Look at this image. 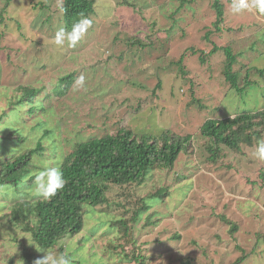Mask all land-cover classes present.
<instances>
[{"label": "rangeland", "instance_id": "374dc122", "mask_svg": "<svg viewBox=\"0 0 264 264\" xmlns=\"http://www.w3.org/2000/svg\"><path fill=\"white\" fill-rule=\"evenodd\" d=\"M63 1L0 0V115L23 94L16 91L21 85L39 88L35 100L42 105L31 115L21 108L24 119L19 108L8 109L0 121V155L42 139L47 150L35 156L34 174L58 166L77 142L121 126L192 135L195 152H182L173 169L154 170L141 183L112 185L106 203L87 208L81 232L39 253L70 256L69 264H140L136 257L180 264L185 255L197 264H235L242 255L238 264H264V161L255 156L264 131L253 146L226 149L224 163L207 159L200 134L207 118L264 110V74L257 70L264 68V14L254 0L238 14L232 0H222V30L212 0H96V12L87 17L91 27L75 47L54 43L66 30ZM228 44L242 91L226 80L224 51L211 52ZM73 70L74 84L59 97L61 77ZM15 120L28 134L16 145L6 139L16 136L8 130ZM164 186L166 201L149 196ZM9 188L0 186V264H19L21 242L36 245L9 216L12 202L27 195ZM28 189V197L37 198L34 187ZM146 203L152 208L141 210ZM122 220L131 233L115 224Z\"/></svg>", "mask_w": 264, "mask_h": 264}, {"label": "trees", "instance_id": "16d2710c", "mask_svg": "<svg viewBox=\"0 0 264 264\" xmlns=\"http://www.w3.org/2000/svg\"><path fill=\"white\" fill-rule=\"evenodd\" d=\"M193 2L195 0H184ZM96 0H64L61 10L66 30L82 18H87L96 12ZM211 7L215 9L217 20L216 28L222 30L220 24L226 20L225 3L222 0H212ZM211 32V30L208 32ZM208 35L206 37H208ZM139 40V39H137ZM135 42V41H134ZM145 45L141 40L135 42ZM226 55L225 76L232 88L242 91L244 88L238 85V71L234 70L237 61L232 46H216ZM180 59L179 63L182 62ZM263 75L264 68L257 69ZM77 71L73 70L60 81L63 86L55 89L59 97L65 96L76 80ZM161 80L157 88L161 85ZM22 90L23 94L17 100L10 101L8 109H20V118L24 119V109L28 114H34L42 105L35 100L40 91L33 85H21L16 91ZM22 105V106H20ZM203 106V105H201ZM8 109L0 115V121L7 117ZM18 117V118H19ZM15 120L8 128L10 136L7 137L13 143L25 142L28 134H24L22 128H17L19 123ZM264 131L263 111H242L234 117L214 118L205 120L200 128L202 143L209 152L207 159L211 162L222 161L226 157V149L240 152L241 146L246 144L253 146ZM24 150L16 151L13 155H0V186L11 187L18 194L27 195L15 200L11 204L10 218L15 225L30 236L36 245L34 247L21 242L22 249L18 255L19 264H34V261L43 256L38 248L50 249L58 244L62 237L75 235L81 232L85 226V212L89 206L97 207L107 202V193L112 185H126L141 183L151 177L154 170H171L174 168L179 155L182 152L194 153L195 146L192 135L182 136L172 130H161L158 133L136 132L130 126H121L115 132H106L99 136L77 142L72 151L67 153L58 165L66 180L65 187L50 200L42 198H30L28 188L35 187L33 170L35 156H42L46 152V146L40 139L33 147H24ZM14 152V150H12ZM10 154V153H9ZM264 178V171L261 173ZM178 180V179H177ZM157 188V187H156ZM162 201L170 195L169 186L157 188L150 194ZM152 205L143 204L141 210H148ZM140 211V210H139ZM138 211L135 212L137 214ZM225 218V217H223ZM132 221L137 217L131 216ZM230 222V220L226 219ZM126 226L124 235L131 229L127 220L116 221L115 224ZM231 223V222H230ZM237 229L233 224L232 231ZM122 232V230H120ZM179 236V235H178ZM120 240V238L118 237ZM116 247V246H114ZM242 255L235 264L244 260ZM70 259V256H66ZM140 264H146L144 258H135ZM191 255L180 258V264H197Z\"/></svg>", "mask_w": 264, "mask_h": 264}, {"label": "clouds", "instance_id": "9594fccd", "mask_svg": "<svg viewBox=\"0 0 264 264\" xmlns=\"http://www.w3.org/2000/svg\"><path fill=\"white\" fill-rule=\"evenodd\" d=\"M260 14H264V0H254L253 5ZM250 7L248 0H232V12L238 14ZM63 10V9H61ZM92 21L88 18H82L76 22L71 30L60 29L54 36V43L58 46L75 47L76 44L83 38L87 29L91 27ZM83 84V77L80 79ZM256 158L264 161V140L259 142V146L255 153ZM33 195L44 200H50L56 196L59 191L65 187L66 180L59 166L48 167L44 166L42 171H37L34 174ZM43 251L45 249L38 248ZM34 264H69L68 259L64 255L53 256L48 250L47 254L34 261Z\"/></svg>", "mask_w": 264, "mask_h": 264}]
</instances>
